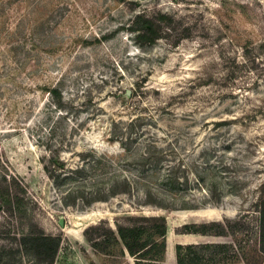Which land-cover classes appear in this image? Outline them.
Segmentation results:
<instances>
[{
	"label": "rangeland",
	"instance_id": "1",
	"mask_svg": "<svg viewBox=\"0 0 264 264\" xmlns=\"http://www.w3.org/2000/svg\"><path fill=\"white\" fill-rule=\"evenodd\" d=\"M153 8L195 21L192 37L136 45L129 21ZM52 158L64 168L49 178ZM0 176L26 192L12 215L0 203V246L40 228L60 237L53 264H136L83 236L129 214L166 218L155 264H176V244L250 249L264 194V0H0ZM91 210L101 216L77 219ZM248 213L233 235L175 231ZM14 260L37 264L23 250Z\"/></svg>",
	"mask_w": 264,
	"mask_h": 264
},
{
	"label": "trees",
	"instance_id": "2",
	"mask_svg": "<svg viewBox=\"0 0 264 264\" xmlns=\"http://www.w3.org/2000/svg\"><path fill=\"white\" fill-rule=\"evenodd\" d=\"M129 11L136 9L135 2L127 3ZM200 15V14H199ZM186 15H176L160 9L141 10L134 13L129 21L127 30L133 34V41L139 47L154 45L158 40L165 39L175 47L183 39L192 37L196 24L185 22ZM50 93L55 98L59 91L52 88ZM63 163L50 159L49 165L43 169L49 178H53L56 171H62ZM117 192L113 191L112 195ZM26 197L25 187L12 179L7 181L0 176L1 212L12 215L13 208H21ZM256 213L250 217L255 220L257 235L255 244L248 250L236 251L230 244L201 243L176 244V264H226L235 257H239L244 264H264V194L255 203ZM248 214H241L236 220L225 219L224 222L210 221L205 223H186L175 229L177 234H201L224 236L235 234L244 229V218ZM168 232L167 220L162 215L129 214L114 220V226L100 221L83 230V236L90 246L97 252L108 254L114 246L121 245L126 253L135 259L136 264H155L161 261L165 249V237ZM15 240V239H14ZM60 237L50 236L40 228H32L27 234L18 238L16 248L0 246V264H15V255L23 250L29 254L37 264H53L60 247ZM185 243V240L181 241Z\"/></svg>",
	"mask_w": 264,
	"mask_h": 264
},
{
	"label": "bare ground",
	"instance_id": "3",
	"mask_svg": "<svg viewBox=\"0 0 264 264\" xmlns=\"http://www.w3.org/2000/svg\"><path fill=\"white\" fill-rule=\"evenodd\" d=\"M96 216H101V211L100 210H91V211H88L80 216L77 217V219L79 220H87V219H90L92 217H96Z\"/></svg>",
	"mask_w": 264,
	"mask_h": 264
},
{
	"label": "water",
	"instance_id": "4",
	"mask_svg": "<svg viewBox=\"0 0 264 264\" xmlns=\"http://www.w3.org/2000/svg\"><path fill=\"white\" fill-rule=\"evenodd\" d=\"M127 94H129V92H127ZM60 226H62V220L59 221Z\"/></svg>",
	"mask_w": 264,
	"mask_h": 264
}]
</instances>
